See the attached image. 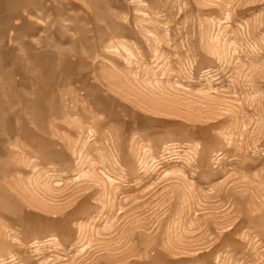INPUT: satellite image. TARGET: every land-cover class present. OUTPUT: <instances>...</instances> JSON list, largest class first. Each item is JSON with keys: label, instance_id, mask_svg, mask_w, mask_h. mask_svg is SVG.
<instances>
[{"label": "rangeland", "instance_id": "obj_1", "mask_svg": "<svg viewBox=\"0 0 264 264\" xmlns=\"http://www.w3.org/2000/svg\"><path fill=\"white\" fill-rule=\"evenodd\" d=\"M0 264H264V0H0Z\"/></svg>", "mask_w": 264, "mask_h": 264}]
</instances>
